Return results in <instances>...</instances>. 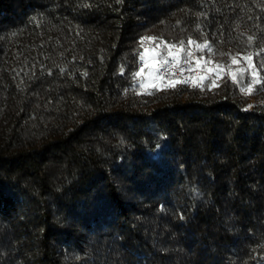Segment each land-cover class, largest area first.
Returning a JSON list of instances; mask_svg holds the SVG:
<instances>
[{"label":"trees","instance_id":"obj_1","mask_svg":"<svg viewBox=\"0 0 264 264\" xmlns=\"http://www.w3.org/2000/svg\"><path fill=\"white\" fill-rule=\"evenodd\" d=\"M145 47L259 82L144 89ZM261 65L264 0H0V264H264Z\"/></svg>","mask_w":264,"mask_h":264},{"label":"built area","instance_id":"obj_2","mask_svg":"<svg viewBox=\"0 0 264 264\" xmlns=\"http://www.w3.org/2000/svg\"><path fill=\"white\" fill-rule=\"evenodd\" d=\"M192 56L187 54L183 56H169L161 52L156 58L152 59L146 55L144 50L139 51L141 69H148L153 62H156V75L159 86L162 88H171L181 84L184 86H192L197 81L209 78L207 70L197 61L196 54L192 52ZM165 61H167L165 63ZM178 61V62H177ZM220 68L232 70L233 65L229 63H220Z\"/></svg>","mask_w":264,"mask_h":264},{"label":"rangeland","instance_id":"obj_3","mask_svg":"<svg viewBox=\"0 0 264 264\" xmlns=\"http://www.w3.org/2000/svg\"><path fill=\"white\" fill-rule=\"evenodd\" d=\"M147 56L154 59L156 58L161 51L155 48H148L145 47L144 49ZM193 52V50H188V52ZM175 56L182 55L181 51L173 52ZM187 53V52H186ZM196 53V52H195ZM168 54V53H167ZM237 63L231 62L233 65V70H226L219 67V64H212L210 66H206V70L209 74V78L202 80V82L209 81L211 85H219L224 77L227 76V78L233 79V76H235V80L237 81L239 87L245 90V88L250 92L252 90V87L255 83H253V80H256V75H253L254 67L249 61V59L240 58L237 60ZM201 64V63H200ZM156 62H153L148 69H141L138 82L140 86L144 89L157 87L159 88V83L156 75ZM239 69H244L243 74L239 71ZM251 85V87H249Z\"/></svg>","mask_w":264,"mask_h":264},{"label":"snow or ice","instance_id":"obj_4","mask_svg":"<svg viewBox=\"0 0 264 264\" xmlns=\"http://www.w3.org/2000/svg\"><path fill=\"white\" fill-rule=\"evenodd\" d=\"M198 15H202V13H199ZM197 30L199 31L200 30V25L198 24L197 25ZM252 40H253V37L252 36H249L248 37V43L249 44H251L252 43ZM195 43V41H193L191 38H189L188 39V44L189 45H191V44H194ZM179 44H180V47L181 48H183V45H184V41L183 40H181L180 42H179ZM170 48H173V47H176V45H170L169 46ZM197 47L198 48H202V47H209V42L207 41V39H205V42H204V44L203 45H197ZM209 51H211V48L209 47ZM168 55L169 56H175V54L172 52V51H169L168 52ZM193 54H192V52H188L187 53V56L188 57H191ZM220 55H231L230 53H220ZM240 55V53H237L235 56H231V59H232V62L233 63H237L238 61H237V56H239ZM246 59H249V61H250V58H251V53H249L248 54V56L247 57H245ZM167 61H165V63H166ZM178 62V61H177ZM261 67H264V65H261ZM239 71L241 72V74H243V72H244V69H239ZM135 75L136 76H139L140 75V72H136L135 73ZM253 75H255V73L253 74ZM233 80H235V76H233ZM259 81L258 80H253V83H258ZM170 87H174V84H171V85H169ZM249 87H251V85H249ZM244 89H242V91H243ZM249 107H251V105L249 106ZM156 148H159L160 146L159 145H156L155 146ZM195 191V190H194Z\"/></svg>","mask_w":264,"mask_h":264}]
</instances>
